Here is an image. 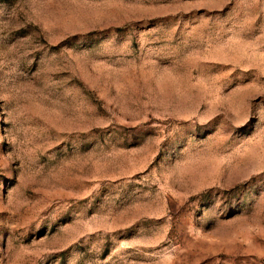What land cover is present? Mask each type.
I'll use <instances>...</instances> for the list:
<instances>
[{
	"label": "rangeland",
	"instance_id": "rangeland-1",
	"mask_svg": "<svg viewBox=\"0 0 264 264\" xmlns=\"http://www.w3.org/2000/svg\"><path fill=\"white\" fill-rule=\"evenodd\" d=\"M0 264H264V0H0Z\"/></svg>",
	"mask_w": 264,
	"mask_h": 264
}]
</instances>
